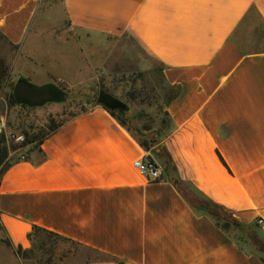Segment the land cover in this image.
Returning <instances> with one entry per match:
<instances>
[{
    "label": "crops",
    "instance_id": "1",
    "mask_svg": "<svg viewBox=\"0 0 264 264\" xmlns=\"http://www.w3.org/2000/svg\"><path fill=\"white\" fill-rule=\"evenodd\" d=\"M59 5L57 14L55 0H0V35L47 75L72 66L71 47L82 53L86 40L131 39L179 90L164 142L174 174L264 229V0ZM39 149V159L12 163L0 180V226L14 246L29 249L37 226L124 264H263L192 209L160 159L163 179L137 169L149 153L104 107L66 120ZM0 264H22L2 241Z\"/></svg>",
    "mask_w": 264,
    "mask_h": 264
},
{
    "label": "rangeland",
    "instance_id": "2",
    "mask_svg": "<svg viewBox=\"0 0 264 264\" xmlns=\"http://www.w3.org/2000/svg\"><path fill=\"white\" fill-rule=\"evenodd\" d=\"M55 2V12L58 14L61 10L59 0ZM20 55H16L15 49L8 46L0 35V62L7 68L5 77L0 80V141L3 138V145L8 152L7 161L0 164V173L14 162L39 159L40 141L36 138L34 143L25 145L26 135H29V139H35L49 128L91 109L102 90L127 106L125 113L118 109L116 114L125 121L134 137L145 140L158 136L164 142L170 133L166 123L165 100L171 86L165 82L161 65L141 52L131 39L101 40L96 45H90L86 40L82 53L71 47L68 56L73 59L72 66H54L55 75L45 74L39 64L31 62L29 58H21ZM84 59L86 66L83 72L80 71V80L75 77L73 69L81 68ZM20 78H26L37 87H40V83L56 86L70 96V101L49 103L38 108L12 105L10 95ZM257 233L259 237H264L263 228L257 229ZM244 234L237 227L230 229L231 237L239 241L245 252L255 253L253 246L245 240L247 234ZM5 238L0 226V241L3 242ZM58 248L54 264H87L84 261L85 252L80 250L76 256L61 259L62 251L72 246L60 242ZM260 255L264 258V253Z\"/></svg>",
    "mask_w": 264,
    "mask_h": 264
},
{
    "label": "trees",
    "instance_id": "3",
    "mask_svg": "<svg viewBox=\"0 0 264 264\" xmlns=\"http://www.w3.org/2000/svg\"><path fill=\"white\" fill-rule=\"evenodd\" d=\"M6 73H7V68L5 67V64L3 62H0V80H3ZM178 96H179V90L177 88L175 87L169 88L166 95L165 108L167 109L170 103L174 101ZM10 103L12 105H18L16 99L14 98L13 92L10 95ZM95 105H98L97 100L93 106ZM87 111L88 110L83 111V113ZM107 111L119 122L121 126L127 128L125 121L119 118L118 115L116 114V110L115 111L107 110ZM126 111L122 110L123 113H125ZM165 116H166V123L170 127V133L166 135V139H167L170 136L172 130L171 119L167 110L165 112ZM62 124L63 123H61L56 127L49 128L47 132H42V134H38L35 137V139L34 138L29 139L28 138L29 135H26L27 142L25 143V145L32 144L34 143V141L38 139L40 141L38 146L39 149L40 145L44 142V140L47 139L49 136H51L53 133H55L62 126ZM127 130L130 132V129L127 128ZM134 138L139 143V145L147 153H149V155L145 159L146 161H149L156 165L155 160L160 159L164 163L166 171L170 172L169 176L171 175V173H173V176H170V181H172L176 185V187L181 192L185 200L189 203V205L197 214L211 217L215 222L216 226L228 234H230V229L233 226L235 228L237 227V229L247 234V236L244 234L246 242L252 245L253 248L256 250L255 253H249V254L258 256L261 262L264 264V258L260 255L264 253V239H263L264 237L263 238L259 237L257 233V229H259L258 227L256 226L249 227L243 225L241 222H239L236 219L234 214L231 213L229 210L206 198L201 192H199L192 185L183 183L177 177V175L174 174L176 173V168L174 167L171 156L165 147L164 142L166 139L164 140V142H161L158 136H153L145 140H141V138H136V137ZM3 143L4 140L2 138L0 141V164L5 163L8 159V152L6 147L3 145ZM38 152L42 153L40 149L38 150ZM8 167L1 171L0 173L1 179L5 171L8 169ZM28 239L31 243V247L29 249H24L21 246L19 247L14 246L8 237H6L3 240V242L9 248L13 249L15 255L21 260L22 264H54V257L59 249L58 244L60 242L70 244L72 246V248L62 251L61 259L66 258L70 255L76 256L79 253L78 251L81 250L82 252L86 253L84 261L87 264H95L101 262L124 264V262L118 259L117 257H114L110 254H107L95 248L85 246L76 241L65 238L59 234H56L54 232H51L49 230L37 226L33 227L32 231L28 235ZM237 242L239 243V241Z\"/></svg>",
    "mask_w": 264,
    "mask_h": 264
},
{
    "label": "water",
    "instance_id": "4",
    "mask_svg": "<svg viewBox=\"0 0 264 264\" xmlns=\"http://www.w3.org/2000/svg\"><path fill=\"white\" fill-rule=\"evenodd\" d=\"M13 95L18 105L30 108L43 107L49 103L70 101V96L55 86L37 87L25 78H20L16 82ZM97 103L111 111L127 110V106L122 101L103 90L98 94Z\"/></svg>",
    "mask_w": 264,
    "mask_h": 264
},
{
    "label": "built area",
    "instance_id": "5",
    "mask_svg": "<svg viewBox=\"0 0 264 264\" xmlns=\"http://www.w3.org/2000/svg\"><path fill=\"white\" fill-rule=\"evenodd\" d=\"M2 132V124H0V135ZM135 167L145 174L149 180L161 179V174L157 169V166L149 161L141 160L135 162ZM261 223V222H260Z\"/></svg>",
    "mask_w": 264,
    "mask_h": 264
}]
</instances>
